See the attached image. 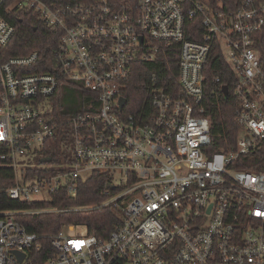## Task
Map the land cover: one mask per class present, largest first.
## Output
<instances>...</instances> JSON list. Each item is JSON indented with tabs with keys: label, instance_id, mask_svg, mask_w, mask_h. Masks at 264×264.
Returning <instances> with one entry per match:
<instances>
[{
	"label": "built area",
	"instance_id": "2783aa9c",
	"mask_svg": "<svg viewBox=\"0 0 264 264\" xmlns=\"http://www.w3.org/2000/svg\"><path fill=\"white\" fill-rule=\"evenodd\" d=\"M12 9L61 32L58 71L91 97L89 111L59 120L47 115L59 76L26 73L38 52L0 65V161L14 172L7 195L48 202L64 191L77 199L80 182L98 173L114 185L102 205L123 213L108 238L69 237L63 227L49 238L55 253L43 264H264V172L235 168L264 142V1L241 0L227 11L211 0H0V48L16 33L2 13ZM176 45L179 88L153 76L151 113L122 117L136 65ZM215 51L233 74L237 100L241 133L229 154L210 149L204 72ZM58 133L69 154L41 163ZM37 156L40 164L32 163ZM20 213L0 211V264H35L39 256L43 238L16 220Z\"/></svg>",
	"mask_w": 264,
	"mask_h": 264
},
{
	"label": "trees",
	"instance_id": "16d2710c",
	"mask_svg": "<svg viewBox=\"0 0 264 264\" xmlns=\"http://www.w3.org/2000/svg\"><path fill=\"white\" fill-rule=\"evenodd\" d=\"M110 1L121 4L128 0ZM211 2L214 6L222 5L227 11L235 10L241 5V0H211ZM2 13L15 27L16 33L8 45L0 48V65L12 57L38 52L39 63L26 70V73H54L60 78L57 93L48 100L50 110L47 115L62 120L76 113L89 111L88 101L91 95L58 71L54 54L61 38V32L44 25L37 14L31 11L18 12L12 9ZM198 24V22L191 23L192 29L201 31ZM187 30L189 37L193 39L194 33L190 29ZM179 60L180 48L176 45L161 50L154 63L136 65L123 91L127 103L121 116L144 117L151 113L149 84L153 76L157 77V83L161 86L173 84L179 88L177 83ZM204 74L206 116L211 120L213 141L210 149L212 153L229 154L236 148L241 133L236 122L237 100L233 92V74L227 69L219 51L211 55ZM215 77H220L221 82L216 83ZM225 84L229 86L227 95L222 91V85ZM1 91L0 82V93ZM5 151L0 146V154ZM64 152L69 154V144L62 133H58L45 144L43 156L52 157L54 162L62 163ZM235 168L264 172V142L250 156L240 157ZM109 181L106 175L93 173L89 178L80 182L77 199H71L64 191H60L53 194L48 202L21 203L11 200L7 195L6 190L14 184V172L6 163L0 161V211H20L21 213L16 215V220L29 233L42 236V247L39 256L35 259V264H43L55 253L49 238L63 227L84 225L89 235L108 238L116 225L122 222L121 208L102 205Z\"/></svg>",
	"mask_w": 264,
	"mask_h": 264
},
{
	"label": "rangeland",
	"instance_id": "374dc122",
	"mask_svg": "<svg viewBox=\"0 0 264 264\" xmlns=\"http://www.w3.org/2000/svg\"><path fill=\"white\" fill-rule=\"evenodd\" d=\"M50 106V104L48 103ZM32 163L34 164H40V157H34ZM35 198H39V196H35ZM64 233L69 236V237H84L87 235V227L84 225H79V226H73V229L70 230L68 226L63 228Z\"/></svg>",
	"mask_w": 264,
	"mask_h": 264
},
{
	"label": "water",
	"instance_id": "95a60500",
	"mask_svg": "<svg viewBox=\"0 0 264 264\" xmlns=\"http://www.w3.org/2000/svg\"><path fill=\"white\" fill-rule=\"evenodd\" d=\"M223 93L225 95L228 94V89L226 87L223 89ZM125 103H126V99L124 97L121 98L120 99V110H123ZM51 161H52V157H45V158L41 159V163H50ZM107 189L108 190L114 189V185L108 184L107 185ZM24 257H25L24 254H19V261L22 262V260L24 259Z\"/></svg>",
	"mask_w": 264,
	"mask_h": 264
}]
</instances>
